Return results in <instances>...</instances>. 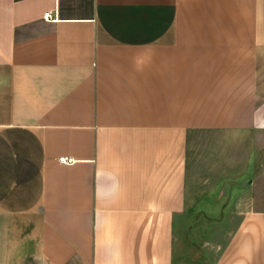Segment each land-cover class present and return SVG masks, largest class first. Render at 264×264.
I'll use <instances>...</instances> for the list:
<instances>
[{
  "label": "crops",
  "instance_id": "crops-1",
  "mask_svg": "<svg viewBox=\"0 0 264 264\" xmlns=\"http://www.w3.org/2000/svg\"><path fill=\"white\" fill-rule=\"evenodd\" d=\"M197 131L264 134V0H0V264H264Z\"/></svg>",
  "mask_w": 264,
  "mask_h": 264
},
{
  "label": "rangeland",
  "instance_id": "rangeland-1",
  "mask_svg": "<svg viewBox=\"0 0 264 264\" xmlns=\"http://www.w3.org/2000/svg\"><path fill=\"white\" fill-rule=\"evenodd\" d=\"M190 159L191 184L199 191H220L219 196L223 200H229L231 190L236 193L242 191L237 195L236 211L248 208L249 202L264 203V134L193 132ZM250 181L251 184L246 185ZM199 206L214 217L222 214L220 204L211 199L204 198ZM204 222L202 218L199 224ZM223 223L219 226L222 235L229 227L228 222Z\"/></svg>",
  "mask_w": 264,
  "mask_h": 264
},
{
  "label": "built area",
  "instance_id": "built-area-1",
  "mask_svg": "<svg viewBox=\"0 0 264 264\" xmlns=\"http://www.w3.org/2000/svg\"><path fill=\"white\" fill-rule=\"evenodd\" d=\"M55 17L53 16V14L52 13H46V15H45V19H47V20H52V21H55V19H54ZM60 162L61 163H66V164H68V163H72L73 162V160L72 159H69L68 157H62L61 159H60Z\"/></svg>",
  "mask_w": 264,
  "mask_h": 264
},
{
  "label": "water",
  "instance_id": "water-1",
  "mask_svg": "<svg viewBox=\"0 0 264 264\" xmlns=\"http://www.w3.org/2000/svg\"><path fill=\"white\" fill-rule=\"evenodd\" d=\"M249 184H251V181L249 182Z\"/></svg>",
  "mask_w": 264,
  "mask_h": 264
}]
</instances>
